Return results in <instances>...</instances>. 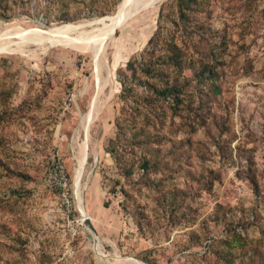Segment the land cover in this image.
<instances>
[{"label": "rangeland", "instance_id": "1", "mask_svg": "<svg viewBox=\"0 0 264 264\" xmlns=\"http://www.w3.org/2000/svg\"><path fill=\"white\" fill-rule=\"evenodd\" d=\"M178 1L1 0L0 264H264V0Z\"/></svg>", "mask_w": 264, "mask_h": 264}, {"label": "trees", "instance_id": "2", "mask_svg": "<svg viewBox=\"0 0 264 264\" xmlns=\"http://www.w3.org/2000/svg\"><path fill=\"white\" fill-rule=\"evenodd\" d=\"M4 1V0H2ZM195 0H179L178 5L179 9H181V12L187 11L189 8L191 2ZM1 4V0H0ZM63 17V16H62ZM64 19H61V21ZM155 39H158L159 36L156 34L153 35V37L149 40V45L153 44ZM155 45L153 44L148 48V51L154 52L155 51ZM169 55L167 58L166 65L167 67H172L173 69L176 68V70L179 72L182 69L181 65V55L180 52L177 51V48L175 45L170 44L169 47ZM159 61L158 60H152L148 59L145 60L144 57H140L138 59H130L124 68H119L116 71L117 79L120 83V96L123 99H129V97H132L135 95L136 92V86L139 84H144L147 87V93L148 95L144 98V104L140 105L138 104L135 108L137 113H141L144 111V115H150L151 113V105L149 102V98L152 95L157 100L166 101L167 99H170L171 103H174L176 107L179 105V103L182 102L181 95H182V88L179 86L175 81L168 85V76L167 74V80L165 83V87L158 88L153 82L158 78V76L162 74H166L163 70H159ZM209 71L201 70L198 77H203L205 75H208ZM177 81V80H176ZM113 144V142H112ZM109 152L112 154V156L115 158V149H110ZM146 164V165H145ZM148 162L144 161L143 166L146 168Z\"/></svg>", "mask_w": 264, "mask_h": 264}, {"label": "bare ground", "instance_id": "3", "mask_svg": "<svg viewBox=\"0 0 264 264\" xmlns=\"http://www.w3.org/2000/svg\"><path fill=\"white\" fill-rule=\"evenodd\" d=\"M132 1L133 0H123V6L119 9V12L117 14V18L109 24V26L106 29V32L103 35H105V36L106 35H112L114 33V31L124 23V21H126V20L130 19L132 16L136 15ZM143 3L144 2L141 3V6L143 5ZM101 38L102 37H100L99 39H101ZM0 40H3V39H0ZM88 126L89 125L87 123V124H84L83 127L85 130H87Z\"/></svg>", "mask_w": 264, "mask_h": 264}, {"label": "water", "instance_id": "4", "mask_svg": "<svg viewBox=\"0 0 264 264\" xmlns=\"http://www.w3.org/2000/svg\"><path fill=\"white\" fill-rule=\"evenodd\" d=\"M79 213L82 216L80 209H79ZM84 223L87 225L89 231L91 232V234L93 236L94 243L97 242V238H96V235H95V232H94V228H93L92 224L90 223V220L88 218H86Z\"/></svg>", "mask_w": 264, "mask_h": 264}]
</instances>
